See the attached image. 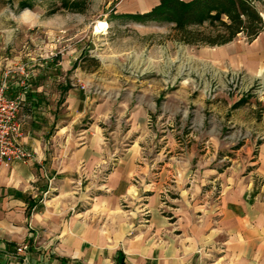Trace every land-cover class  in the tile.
<instances>
[{
  "label": "crops",
  "instance_id": "obj_1",
  "mask_svg": "<svg viewBox=\"0 0 264 264\" xmlns=\"http://www.w3.org/2000/svg\"><path fill=\"white\" fill-rule=\"evenodd\" d=\"M262 32L205 45L218 50L201 58L220 73L261 72ZM84 49L6 66L33 160L0 164V264H264V139L229 147L210 120L200 130V118H182L165 67L93 86L100 67L82 65ZM189 86L174 96H193Z\"/></svg>",
  "mask_w": 264,
  "mask_h": 264
},
{
  "label": "rangeland",
  "instance_id": "obj_2",
  "mask_svg": "<svg viewBox=\"0 0 264 264\" xmlns=\"http://www.w3.org/2000/svg\"><path fill=\"white\" fill-rule=\"evenodd\" d=\"M158 1L0 0V83L11 70L8 66L44 58L59 46L72 50L84 46L82 65L88 69L100 67L96 74L87 76L93 86H103L104 90L126 87L130 77L142 76L143 68L165 67L168 104L173 108L179 105L178 115L200 118V130L210 120L215 135L229 147L235 142L233 147L239 148L246 141L257 147L264 139V69L256 73L232 69L215 73L201 57L202 52L218 50L216 47L185 45L175 24L139 21L124 13ZM256 5L264 18V0ZM101 25L104 30L99 32ZM199 28L206 32L214 29L208 23ZM253 39L241 34L238 42L249 44ZM185 80L193 96L187 97L184 92L183 98L175 97L180 94L175 90ZM197 93L204 94L206 110L193 103Z\"/></svg>",
  "mask_w": 264,
  "mask_h": 264
},
{
  "label": "trees",
  "instance_id": "obj_3",
  "mask_svg": "<svg viewBox=\"0 0 264 264\" xmlns=\"http://www.w3.org/2000/svg\"><path fill=\"white\" fill-rule=\"evenodd\" d=\"M258 0H160L144 13L127 14L139 21L163 20L173 23L181 42L191 46H221L239 35L257 37L264 29ZM212 25L210 32L201 30Z\"/></svg>",
  "mask_w": 264,
  "mask_h": 264
},
{
  "label": "built area",
  "instance_id": "obj_4",
  "mask_svg": "<svg viewBox=\"0 0 264 264\" xmlns=\"http://www.w3.org/2000/svg\"><path fill=\"white\" fill-rule=\"evenodd\" d=\"M25 74V70H23ZM11 71L6 73V80L0 83V164L10 165L14 162H29L33 154L22 143V130L19 113L22 99L8 95L10 84L7 80ZM24 246L19 251L26 250Z\"/></svg>",
  "mask_w": 264,
  "mask_h": 264
},
{
  "label": "bare ground",
  "instance_id": "obj_5",
  "mask_svg": "<svg viewBox=\"0 0 264 264\" xmlns=\"http://www.w3.org/2000/svg\"><path fill=\"white\" fill-rule=\"evenodd\" d=\"M103 30H104V27H103L102 25L99 26L98 29H97V31H99V32H100V31H103Z\"/></svg>",
  "mask_w": 264,
  "mask_h": 264
}]
</instances>
